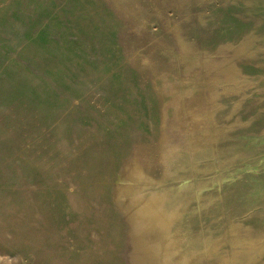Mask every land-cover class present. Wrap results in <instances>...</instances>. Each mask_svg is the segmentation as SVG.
Segmentation results:
<instances>
[{"label":"rangeland","instance_id":"374dc122","mask_svg":"<svg viewBox=\"0 0 264 264\" xmlns=\"http://www.w3.org/2000/svg\"><path fill=\"white\" fill-rule=\"evenodd\" d=\"M0 264H264V0H0Z\"/></svg>","mask_w":264,"mask_h":264},{"label":"bare ground","instance_id":"6f19581e","mask_svg":"<svg viewBox=\"0 0 264 264\" xmlns=\"http://www.w3.org/2000/svg\"><path fill=\"white\" fill-rule=\"evenodd\" d=\"M145 213V212H144Z\"/></svg>","mask_w":264,"mask_h":264}]
</instances>
